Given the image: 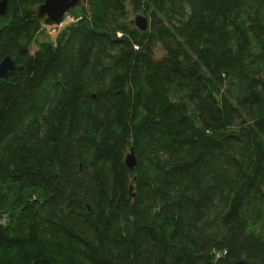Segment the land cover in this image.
Masks as SVG:
<instances>
[{
    "label": "trees",
    "instance_id": "1",
    "mask_svg": "<svg viewBox=\"0 0 264 264\" xmlns=\"http://www.w3.org/2000/svg\"><path fill=\"white\" fill-rule=\"evenodd\" d=\"M44 2L0 18V255L264 264V0H84L38 42Z\"/></svg>",
    "mask_w": 264,
    "mask_h": 264
},
{
    "label": "water",
    "instance_id": "2",
    "mask_svg": "<svg viewBox=\"0 0 264 264\" xmlns=\"http://www.w3.org/2000/svg\"><path fill=\"white\" fill-rule=\"evenodd\" d=\"M84 0H45L36 9L37 17L43 21L46 26L61 25L67 14L82 6ZM8 0L0 1V18L8 13ZM135 26L140 32H146L150 25L146 17L138 16L135 20ZM23 70L16 64L12 57H6L0 63V81L13 77L17 72ZM125 165L130 171L138 167V159L133 148L125 157Z\"/></svg>",
    "mask_w": 264,
    "mask_h": 264
},
{
    "label": "rangeland",
    "instance_id": "3",
    "mask_svg": "<svg viewBox=\"0 0 264 264\" xmlns=\"http://www.w3.org/2000/svg\"><path fill=\"white\" fill-rule=\"evenodd\" d=\"M85 7H86V3L83 2L82 6L78 9H75L74 11V16L76 18L80 17L84 11H85ZM127 22L133 27V28H136L135 26V20L138 16H143V17H146L148 18L149 20V25L151 23V17H150V13H145L143 10H135L134 7L131 5V4H127ZM73 18V17H72ZM74 20V19H73ZM75 21V20H74ZM71 23V22H70ZM137 29V28H136ZM60 30H58V33H59ZM148 31H150V27L148 29ZM55 38V36H50L48 33H47V30L43 31L37 38L38 42H43V41H51ZM37 50V44L33 45L32 46V53H34L35 51ZM155 54H156V57L157 58H161L163 56V51H162V48L159 44L156 45V48H155ZM129 153V151H128ZM2 254V253H0ZM0 257H2V255H0ZM20 255H17V254H13L11 256H4L2 258H0L1 260H4V261H9V263H18L19 260H20Z\"/></svg>",
    "mask_w": 264,
    "mask_h": 264
},
{
    "label": "built area",
    "instance_id": "4",
    "mask_svg": "<svg viewBox=\"0 0 264 264\" xmlns=\"http://www.w3.org/2000/svg\"><path fill=\"white\" fill-rule=\"evenodd\" d=\"M67 22H74V20H73V18L72 17H70V15L69 14H67L66 16H65V18H64V20H63V23H67ZM62 23V24H63ZM50 27H52V26H50ZM56 32V29L54 28V26H53V28H50V29H48V31H47V33L49 34V35H52L53 33H55Z\"/></svg>",
    "mask_w": 264,
    "mask_h": 264
}]
</instances>
